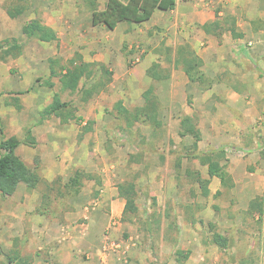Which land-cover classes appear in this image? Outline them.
<instances>
[{
	"label": "rangeland",
	"instance_id": "1",
	"mask_svg": "<svg viewBox=\"0 0 264 264\" xmlns=\"http://www.w3.org/2000/svg\"><path fill=\"white\" fill-rule=\"evenodd\" d=\"M107 1L0 0V42L4 40L3 36L10 39L5 46L0 48V66H5L6 72L10 71L16 78L24 80L28 77L29 66L41 70L42 67L49 65V59L58 49V53L61 51V55L55 56L53 64L56 67L54 71L59 75L51 79V81L54 80L55 85H50L52 87L50 88V90L52 89L50 103L53 102V98L57 94L60 95L61 100L72 104L76 114L82 110L83 106L85 108V105L89 106L93 102H99L106 108L102 111L104 115L101 116V112L95 106L92 109L87 107L90 111V118H87V124L82 128L83 139L79 140L80 136L77 139L79 143L84 141L85 149L84 152L81 151L78 166L70 174L54 179L52 186H49L48 183L51 184V182L47 181L39 185L37 190L41 195L42 203L43 194H46L49 198V208L53 213L62 211L78 213L82 210L93 211L96 208L108 210L104 196L115 194L120 197L119 186L127 181L133 182L136 185L134 203L137 212L130 220L123 218V213L122 221L124 224L136 225L138 230L133 237L130 235L126 238L121 235L112 241L107 235L105 238H100L101 242L98 244V248L104 246V252L109 249L110 244L113 246L121 244L119 241L124 243L123 246L128 245V249L125 250L127 252L120 264H264V188H261L264 179V100L261 101L259 107L261 118L254 123L252 135L251 132H247L251 128L242 122L248 129L246 131L248 137L245 135L239 137V115L230 113L229 109L232 108L223 105V103L215 108L218 110L216 119L221 126L228 125L227 128H229V130H221L223 134L221 138H206L198 128L200 121L193 117L202 137L198 144V151H195L192 148L194 139L190 136L182 138L177 133V122L178 120L181 122L185 115L180 119H174L171 116V108L165 106L160 99L158 83L163 81L153 80L147 72L146 76L151 78L152 84L145 89L144 82H137L135 84L137 86L131 85L132 90H130L131 86L129 87L127 80L148 53L157 57V64H160L158 72L169 74V79H171L174 71L181 70H175L167 59L175 55L178 47L192 46L190 43L173 47L167 46V42L162 40L165 36L161 35L167 34L169 30L162 31L159 28H153L146 31L144 27L142 28L143 32L141 31L143 37L137 44L139 47L129 49L128 44L123 47L128 77L124 76L125 79H119L114 75V72L97 62L86 64L89 66V70L94 72L93 75L97 76L94 83H102L99 91L93 96L94 98L92 97L86 103L81 99L77 102L75 96L78 95V92H61L58 83L60 74L64 73L62 69L73 67L76 64L74 59L76 42H73L74 33L72 32H75L76 29L81 32L84 29L83 34L85 35L86 28L89 27L85 20L86 15L89 12L105 9ZM185 1L200 3V1L206 0ZM216 1L214 0V3H217ZM208 2L212 1L208 0ZM222 9L225 8L217 9L216 18L220 17L219 13ZM44 14L47 19L60 18L66 22L65 29L61 31L62 38H65L64 48L61 45L57 47L56 44H42L36 37L29 35V26L33 25L35 21L40 20L46 25V20L42 17ZM75 16L81 17L83 21L81 25L74 21ZM5 28L8 29L7 32L3 31ZM12 37L17 40H12ZM153 39L158 43L157 45L153 47V41L151 45H146L147 40ZM21 43L24 45L23 50ZM8 46H12L13 50L6 54ZM236 49L239 50V48ZM253 51L252 55L258 51H264V43H257L253 47ZM258 60H260L259 63H257ZM236 61L237 59L234 60V63ZM250 61L252 63L250 69L245 70L244 68V72L250 73L249 80L254 84L253 90L248 91V96L264 99V58L258 59L253 56ZM18 63H21L24 72L19 71ZM244 65L246 63L240 64L241 68ZM210 73L208 72L210 76L206 74L207 77L215 81L213 87L217 86L212 90V99H223L227 96V90L221 89V85H219L223 82L236 86L239 93L240 82L235 75H231L230 71L216 75ZM37 75L39 77L35 79L33 86L41 89L48 88L44 73L39 72L36 73ZM139 77L143 79L145 76L142 73L139 74ZM195 85L201 89V95L203 94L201 97L204 98V94L209 90H203L198 84ZM150 89L154 90V94L158 97L161 109L151 122L136 123L129 129L126 125V116L119 108L126 111L139 108L135 106H130V108V101L137 104L135 101L139 100V92L143 90L144 95ZM176 95L179 101L183 100L182 93L178 92ZM194 98L195 94L187 93L188 106H193ZM125 100L128 101L126 106ZM119 105L121 107L115 109ZM167 110L169 111L167 112ZM166 113H168L167 117ZM179 113L181 112H173L174 115ZM99 115L100 120L98 121L95 117ZM163 118L164 120H162ZM202 123L208 126L212 124V119L206 118V121ZM85 127L91 130L84 133ZM213 141H217V143H213ZM220 151H223L224 155L222 157L215 155V161L228 173L231 164L229 155L240 161L236 167V174L241 183L237 186L234 177L229 173L234 183L233 188L223 187L220 184L218 191H221V194L217 198L214 197L216 193L213 194L211 190L209 197H204L198 180L199 178L209 179L208 167L201 164L199 156L206 153L215 154ZM76 171L93 175V180L84 181V186L78 195L67 190ZM219 182L221 183V181ZM211 187L214 188L210 181L208 188L211 189ZM252 187L263 189V192L252 190ZM252 203L257 206L256 209H251ZM260 204L261 206H259ZM75 222L67 231H73V228L76 227L83 234L89 233L87 219L81 218ZM215 234L228 237L231 243L230 247L221 250L211 244ZM112 250L114 249L112 248ZM178 252L188 255V259L179 262L177 260ZM132 253H138V259L134 260L129 256ZM1 259L6 260L5 257H1Z\"/></svg>",
	"mask_w": 264,
	"mask_h": 264
},
{
	"label": "crops",
	"instance_id": "2",
	"mask_svg": "<svg viewBox=\"0 0 264 264\" xmlns=\"http://www.w3.org/2000/svg\"><path fill=\"white\" fill-rule=\"evenodd\" d=\"M210 1L212 2L206 0L196 3L195 1L177 0L176 8L172 11L156 10L149 21L140 24L122 22L115 30L109 29L105 24L95 26L93 24L94 11L89 12L85 18L89 25L86 28L87 33L83 34L84 29L81 32L78 29L72 32L74 33L73 42H76L74 49L76 64L74 66L81 63L97 62L114 72V75L119 79H125L124 76L128 77V74L123 54L124 45L128 44L129 49L139 47L137 44L143 37V33L141 34L143 27L146 31L153 28H159L162 31L169 30L167 34L161 35L165 36L162 40L167 42V46L173 47L190 43L203 60V70L207 75L208 72L216 75L230 71L231 75H235L240 82L239 93L236 86L223 82L219 85H221V89L227 90L225 98H211L212 90L217 86L206 93L209 95L204 94L203 98L201 89L190 83L185 73L174 71L171 79L158 83L160 99L165 106L171 108V116L174 119H180L183 115L196 117L200 121L198 128L204 133L203 135L206 138L218 139L223 136L221 130H229L228 125L221 126L216 119L218 110L215 108L223 103V105L232 108L229 109L230 113L239 115V137L244 135L248 137L247 132H251L252 135L254 123L261 118L259 107L264 99L248 96V91L253 90L254 84L249 80L250 73L244 72V68L245 70L250 69L252 63L249 60L253 56L258 59L264 58V51H258L255 55L251 53L254 52L253 47L257 43H264V0H217V3H214V0ZM222 7L225 9L219 13L218 19L222 21L230 18L236 19L237 33L242 35L241 38L234 39L231 32H223L217 36L206 34L203 30V26L217 20V9L221 10ZM100 10H104V8ZM42 17L46 20V25L56 33L57 41L37 40L42 44H56L57 47L61 45L64 48L65 38H62L61 31L65 29L66 22L60 18L47 19L46 14ZM74 21L79 25L83 23L81 17H76ZM179 29L180 32H178ZM7 30L5 28L3 31L7 32ZM2 39L0 48L10 40L6 36H3ZM11 39L17 40L15 37ZM152 41L153 47L158 44L153 39L147 40L146 45H151ZM21 45L23 50L24 45L22 43ZM58 55H61V51L58 53L57 49L49 59V65L42 67L41 70L29 66L28 77L24 80L16 78L10 71L6 72L5 66H0V143L12 137L19 139L21 144L16 149V154L29 167H33L35 159L39 158L41 175L47 182H52L58 176L70 174L78 166L81 151L84 152L85 149L84 141L79 143L77 139L83 135L82 128L87 124V118H90V111L87 107L92 109L95 106L101 112V116L104 115L102 111L106 109L99 102H93L89 106L85 105V108L83 106L82 110L76 114L78 121L71 119L67 123H62L63 119L59 115L52 117L44 115L46 108L51 104L52 89L50 90V88L52 87L50 85H55L54 80L51 81V79L53 71L56 70L53 63L55 56ZM235 59H237L236 63H234ZM154 63H158L157 57L152 53L146 54L145 58L137 65L135 74L133 73L127 78L129 87L134 86L137 82H144L145 89L151 85L153 81L149 76H146V73ZM245 63L246 65L241 68L240 64ZM238 65L239 67H237ZM21 66V63H18L19 71L24 72ZM39 72L44 73V77L47 78L48 88L41 89L33 86L35 79L39 77V75L36 76V73ZM142 73L145 76L143 79L139 77V74ZM95 78H97L95 75L90 79L83 78L82 85L90 86L94 83ZM130 90H132V86ZM143 92V90L139 92V100L135 101L137 104L130 101L129 107L144 105ZM178 92L183 94L182 101L178 100L176 95ZM187 93L195 94L192 107L188 106ZM79 94L78 92V95L75 96L77 102L81 99ZM199 94L200 96H198ZM127 102L125 100V106ZM174 111L181 113L174 115ZM100 115L95 119L99 121ZM206 118H211L212 124L206 126L202 123L206 121ZM178 122L177 133L179 135L180 122ZM242 122H245L251 129L248 130ZM255 130L258 131V129ZM213 143H217V141H213ZM229 157L231 159L229 173L234 177L235 184L238 186L241 182L238 180L236 167L240 161L233 156L229 155ZM219 181L216 177L211 179V185L214 188L211 187L210 190L213 194L220 190L221 183ZM263 186L264 179L261 188H264ZM252 190L263 192V189L256 187H252ZM104 197L108 210L96 208L93 211L82 210L78 213H65L64 211L39 213L37 210L42 203L39 191H30L25 185L20 184L13 195L0 194V247L7 254L26 258L29 264H120L127 252L125 250L128 249V245L123 246L124 243L119 241L121 244L117 246L110 244L109 252H104V246L98 248V244L101 242L100 238L109 235L107 237L112 241L121 235L126 238L130 235L133 237L138 227L134 224L123 223L122 217L126 206V201L123 198L115 194H107ZM81 218L88 221L89 233L87 235L76 227L73 228V231H67L71 224ZM129 256L134 260L138 259V253H132ZM1 260L3 264H9L7 260Z\"/></svg>",
	"mask_w": 264,
	"mask_h": 264
},
{
	"label": "trees",
	"instance_id": "3",
	"mask_svg": "<svg viewBox=\"0 0 264 264\" xmlns=\"http://www.w3.org/2000/svg\"><path fill=\"white\" fill-rule=\"evenodd\" d=\"M177 0H108L104 10L95 11L93 13V24L95 26L99 24H105L109 29L115 30L118 25L122 22L127 23H143L149 21L156 10L172 11L176 8ZM203 30L209 35H221L223 32H231L234 39L241 38L242 35L237 33L236 19L230 18L224 21L217 18L216 21L206 24L203 26ZM29 35L36 37V39L43 42H54L57 41L56 33L40 20L29 26ZM6 54H9L12 50V46L6 48ZM167 61L175 70L183 71L191 83L198 84L203 90H211L215 81L207 77L203 71L204 62L198 56L196 51L188 46L182 45L175 51V55L168 58ZM160 64L154 63L148 70V75L155 81H164L170 78L169 74L165 72H158ZM64 73L60 74V90L61 92L76 93L79 92L81 95V101L86 103L91 99L100 89L102 85L93 83L90 86L84 84L81 87L83 78L90 79L94 72L89 70V66L86 64H78L72 68L64 67L62 69ZM58 73L53 71L52 78ZM145 104L143 107L136 108L135 110H123L116 106L115 109L121 110L122 114H125L126 125L130 129L135 126L136 123H147L151 122L155 118L161 109L160 101L154 94V90L150 89L143 95ZM46 117H52L59 115L63 121L67 123L71 119H77L76 113L71 103L63 102L60 95H55L53 102L46 108ZM91 129H84V133L89 132ZM30 136V131L28 132ZM84 135L79 137V140L83 139ZM179 136L182 138L192 137L194 139L193 149L198 151V144L202 140L201 133L198 130L194 118L184 116L180 122ZM30 139V137H29ZM21 142L16 137L3 140L0 143V194L5 196L13 195L20 184L26 185L30 191L37 190L39 185L44 182L41 175L40 159H35V165L29 167L17 154L16 149L20 146ZM34 144V143H33ZM223 151L215 154H200L199 159L201 164L208 167L209 179L198 180L200 188L204 197H209L210 189L208 188L212 178H218L221 181L223 187L233 188L234 183L229 173L223 169L216 161L214 156L222 157ZM219 154V155H218ZM198 158V157H197ZM85 180H93V175L84 173L82 171H76L75 176L70 181L67 190L71 191L74 195H78L84 186ZM55 183V181H54ZM48 183L49 186H52ZM221 194L218 191L214 197L217 198ZM119 195L121 198L126 200V207L124 210V217L130 220L133 215L137 212L135 207V196H136V185L133 182H125L119 186ZM49 198L43 194L42 206L37 210L39 213L50 212ZM251 209H256L257 206L252 203ZM261 206V204L259 205ZM53 212V211H51ZM203 224V221H201ZM211 244L217 246L219 249H227L230 247V239L226 236L215 234ZM177 260L184 262L188 259V255L177 253ZM1 257H5L9 264H29L27 259L20 255H10L3 251L0 247V264L2 263ZM182 257V259H180Z\"/></svg>",
	"mask_w": 264,
	"mask_h": 264
},
{
	"label": "built area",
	"instance_id": "4",
	"mask_svg": "<svg viewBox=\"0 0 264 264\" xmlns=\"http://www.w3.org/2000/svg\"><path fill=\"white\" fill-rule=\"evenodd\" d=\"M108 250L106 249L105 252H107Z\"/></svg>",
	"mask_w": 264,
	"mask_h": 264
}]
</instances>
